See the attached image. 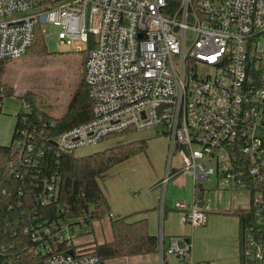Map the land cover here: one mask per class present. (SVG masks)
<instances>
[{
	"label": "built area",
	"instance_id": "obj_1",
	"mask_svg": "<svg viewBox=\"0 0 264 264\" xmlns=\"http://www.w3.org/2000/svg\"><path fill=\"white\" fill-rule=\"evenodd\" d=\"M45 24L59 27L56 36L43 28L57 49L83 51L78 44L86 48L95 39L84 64L93 117L51 141L57 154L78 153L114 133L155 130L170 141L158 182L162 221L166 187L178 174L193 183L192 201L174 204L183 223L206 224L196 194L212 176L224 191H247L264 217V0H0V60L27 54L36 27ZM29 108L23 102L22 109ZM28 120L15 141L23 166L44 155ZM58 183L57 173L42 179V204L56 198ZM24 231L37 244L32 264H103L94 254L56 250L72 239L68 224ZM253 234L246 254L264 260V228ZM156 252L161 264L191 263V244L182 236L160 234Z\"/></svg>",
	"mask_w": 264,
	"mask_h": 264
},
{
	"label": "trees",
	"instance_id": "obj_2",
	"mask_svg": "<svg viewBox=\"0 0 264 264\" xmlns=\"http://www.w3.org/2000/svg\"><path fill=\"white\" fill-rule=\"evenodd\" d=\"M95 47L92 37L88 46L82 51L80 80L66 111L55 116L39 106L37 93L26 91L20 96L22 102L30 105L28 111H18L17 122L9 145L0 143V264H32L37 259L30 250L37 244L32 242L24 231L27 226L68 224L74 232L77 225L84 229L93 227L95 220L110 216L111 207L100 184V178L108 170L133 156L146 152L148 139L127 140L131 131L114 133L106 140H117L115 145L87 154L59 153L50 143L61 132L81 125L93 117L92 101L84 78V64L89 51ZM48 41L43 26L36 27L35 40L30 51L45 53ZM11 60H0V77ZM1 86V85H0ZM5 90L0 89V100ZM7 96H11L7 94ZM0 101V112H1ZM28 118L35 126V146L44 150V155L33 166L18 163L15 141L18 130L25 127ZM55 125L51 126L50 121ZM125 139V140H124ZM119 140H124L118 142ZM53 173L59 176L57 196L50 203L41 202V181ZM207 189L198 186L197 198L203 203ZM240 220L239 257L240 264H264L246 254L250 236L258 228H264V217L257 215L255 206L235 213ZM112 238L108 241L98 240L76 243L74 235L70 242H59L57 251L81 252L97 255L102 261L110 259L150 255L156 253L157 236L149 231L148 220L136 221L129 217L110 220ZM170 264V263H166ZM176 264H191L189 260H180Z\"/></svg>",
	"mask_w": 264,
	"mask_h": 264
},
{
	"label": "rangeland",
	"instance_id": "obj_3",
	"mask_svg": "<svg viewBox=\"0 0 264 264\" xmlns=\"http://www.w3.org/2000/svg\"><path fill=\"white\" fill-rule=\"evenodd\" d=\"M43 28L46 34L56 36L59 31V27H55L51 24H45ZM81 49H85V44H78ZM73 46H61L56 48L53 39L48 41V50L45 53H36L30 51V53L24 56L9 61L5 67L3 75L0 77V89L5 90L3 93V107L0 112V126H3L7 130L6 135L1 137V144L9 145L12 138L13 125L15 126L17 117L16 114L20 108H22L23 102L20 100V96L26 91H32L37 93L39 97V106H41L46 112L59 116L63 114L71 98L76 90L77 84L80 80L81 62L83 60L82 51H74ZM201 70H206L203 65H200ZM10 94L11 96H7ZM132 133V132H131ZM155 130L142 131L139 133H132L133 135L127 136L126 141L130 139L147 138L148 148L146 152L137 154L132 158L118 164L115 169L110 171L109 177L105 179L100 178V184L102 188H111L115 186L119 181L125 186L133 185L136 190H139L141 194L144 186L152 179H157L160 175L165 176L167 163H168V145L169 138L166 135H160L155 137ZM125 140V139H124ZM119 140L118 142L124 141ZM117 140H106L100 144L82 149L78 154H87L90 152L103 150L107 147L115 145ZM180 158L176 157L175 164L179 163ZM124 168L122 174L120 168ZM164 176L162 178H164ZM182 177L179 183L171 181L166 187V198L168 200V206H174L177 201H185L190 203L193 195V183L191 178L185 174H180ZM142 182V185L141 183ZM129 183V184H127ZM216 177L212 176L203 182L205 187L213 188L211 191V199L216 205V210L227 209L233 207V203L240 205L244 209L249 208L250 195L247 191H242V196L237 193H230L228 191H219L214 187L217 185ZM119 186V185H117ZM153 187V186H149ZM147 186V188H149ZM144 191H147L144 189ZM219 192H222L219 196ZM154 195L161 196L162 188L154 189ZM134 194V192H133ZM224 194V195H223ZM242 205V206H241ZM237 207V206H236ZM150 214L157 215L156 210H151ZM174 213V211H170ZM178 226L181 224L180 216L172 219L166 223V229L170 225ZM190 230L192 227L187 226ZM150 229V225H149ZM192 233L191 231L189 234ZM74 240L76 243H86L93 240L100 242L108 241L112 238L111 224L108 217L101 220H95L93 227L90 229H84L80 225H77L74 232ZM150 262L147 258H143L141 262L129 260L128 264H159L157 256H150ZM178 259H173L171 264H176ZM105 264H127L123 259H117L114 261H105Z\"/></svg>",
	"mask_w": 264,
	"mask_h": 264
},
{
	"label": "crops",
	"instance_id": "obj_4",
	"mask_svg": "<svg viewBox=\"0 0 264 264\" xmlns=\"http://www.w3.org/2000/svg\"><path fill=\"white\" fill-rule=\"evenodd\" d=\"M1 106L3 107V102H1ZM15 126L13 125L12 127L13 128L12 136ZM6 133L7 130L4 129L3 126H0V142H2L1 137L3 138L4 136H7ZM155 135H156L155 137H157L156 133ZM169 145H168V155L170 148ZM176 157L179 156H175L172 162V169L174 170L177 169L179 165V163L178 164L174 163ZM117 166L118 165H116L115 167ZM115 167L105 172L101 178L104 177L105 179L109 175L110 171L115 169ZM124 168L123 167L120 168L121 174ZM163 176L161 175L160 177L159 175L157 179L154 180L152 179V182L151 183L149 182L147 185L146 184L142 185V182H140L141 185L144 186V189L147 190L144 191L143 189V192L141 194L139 193V190L135 191L136 188L133 185L126 186L125 184L124 186L119 181L116 183L115 186H112L110 189L107 187L103 188L111 207V214L110 216H108L109 221L111 220V218L115 219L121 217H129L130 220L132 221L146 218L148 220V225H150V229H149L150 233L157 236V238L162 233L166 238L171 236L185 237L187 241L190 242L191 244V264H240V257H239L240 220L235 213L246 209H244L242 205L241 208L240 205H236L235 203H233V207H229L223 210L222 209L216 210L215 207L216 205L213 203L212 199L210 198L212 192L211 190L213 188L210 189L208 187H205L203 184L204 188L207 189L203 203L201 204V206L206 210L207 213V222L205 225L199 227H193L189 224L183 223L181 212L176 210L174 206L172 207L167 205L168 200L166 196H165V213L162 221L159 210V206L162 200V194L161 196L158 195L156 196L154 195L153 191L155 188L159 190L160 186H158V182L162 180ZM181 178L182 177L180 176V174H178L172 180H170L169 183L171 181H174V183H179ZM150 185L153 187H149ZM147 186L149 188H147ZM214 188L218 189L219 191H224L218 186V183ZM235 193L239 194V196H242L243 194L242 192H234V194ZM218 194L219 196H221L222 192H219ZM192 199H193V195H192ZM151 210H156L157 215H155V213L150 214L149 212ZM170 211H174V213H170ZM178 216H180L181 224L178 226L172 224L168 227V229H166V223L169 222L170 224V221L172 219L177 218ZM187 226H190L192 228L189 230ZM190 231L192 233L189 234ZM150 256H157L158 263L161 264L160 257L157 254V252L150 255L123 257V258L110 259L107 261L123 259L128 264L129 260L141 262L143 258H147V261L150 262L149 260ZM179 261L180 260H178V262ZM103 262L105 264V261Z\"/></svg>",
	"mask_w": 264,
	"mask_h": 264
},
{
	"label": "water",
	"instance_id": "obj_5",
	"mask_svg": "<svg viewBox=\"0 0 264 264\" xmlns=\"http://www.w3.org/2000/svg\"><path fill=\"white\" fill-rule=\"evenodd\" d=\"M69 253L73 254V251H69ZM103 264H104V262H103Z\"/></svg>",
	"mask_w": 264,
	"mask_h": 264
}]
</instances>
